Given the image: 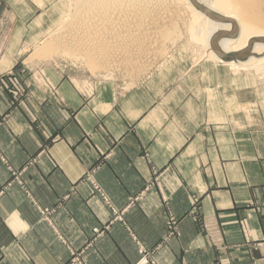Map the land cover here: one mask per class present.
I'll list each match as a JSON object with an SVG mask.
<instances>
[{
	"label": "crops",
	"instance_id": "0c3cea01",
	"mask_svg": "<svg viewBox=\"0 0 264 264\" xmlns=\"http://www.w3.org/2000/svg\"><path fill=\"white\" fill-rule=\"evenodd\" d=\"M12 68L0 62V80ZM147 85L84 95L62 82L59 107L40 92L10 104L0 90V264H68L69 250L133 264L140 246L156 264H264V181L243 169L258 158L221 126L207 133L201 101ZM168 216L177 236L166 239Z\"/></svg>",
	"mask_w": 264,
	"mask_h": 264
},
{
	"label": "rangeland",
	"instance_id": "374dc122",
	"mask_svg": "<svg viewBox=\"0 0 264 264\" xmlns=\"http://www.w3.org/2000/svg\"><path fill=\"white\" fill-rule=\"evenodd\" d=\"M55 8H58L57 0H0V62L3 65L7 62L13 64L12 71L0 80V90L4 96L6 94L10 104L22 103L29 99L31 92H40L53 106L56 104L59 107L63 105V100L57 93V85L62 82L71 84L79 94L82 92L84 95L105 83L120 91L148 84V89L157 96L175 92V100L181 93L205 104L207 133L213 127L221 126L220 132L226 139L231 135L237 140L241 154L258 158L245 164L243 169L254 172L255 183L260 179L264 181L261 178L264 177V159H261L264 158V75L246 69L230 71L227 66L211 59L204 58L199 62L198 56L201 57L203 50L189 39L190 33L186 29L176 34L172 42L163 45L160 49L162 55L154 64L144 70L139 68L135 75L123 70L92 68L89 61L72 48L53 46L49 37L60 15ZM42 50L44 55H40ZM223 61L243 62L232 56L225 57ZM5 119L6 116H3ZM0 162L5 164L2 157ZM17 179L14 176L12 181ZM154 187L160 190L158 182ZM149 189L132 198L130 204L139 202ZM101 194L100 198L107 203ZM163 201H166L165 197ZM110 213L113 222L122 221V213L111 207ZM165 223L166 239L175 234L177 236L175 218L168 216ZM93 233L96 236L102 234L99 229H94ZM140 249L147 251L151 259L155 253L140 246L133 264L139 259ZM77 254L83 257L82 252Z\"/></svg>",
	"mask_w": 264,
	"mask_h": 264
},
{
	"label": "bare ground",
	"instance_id": "6f19581e",
	"mask_svg": "<svg viewBox=\"0 0 264 264\" xmlns=\"http://www.w3.org/2000/svg\"><path fill=\"white\" fill-rule=\"evenodd\" d=\"M57 5L50 41L55 48H72L92 68L135 75L186 29L203 50L199 62L206 58L230 71L264 75V0H57ZM227 56L243 62H224Z\"/></svg>",
	"mask_w": 264,
	"mask_h": 264
},
{
	"label": "built area",
	"instance_id": "2783aa9c",
	"mask_svg": "<svg viewBox=\"0 0 264 264\" xmlns=\"http://www.w3.org/2000/svg\"><path fill=\"white\" fill-rule=\"evenodd\" d=\"M43 213L47 214V211H44ZM113 213L116 215L115 211H113ZM138 254H139V259L136 264H156L155 261L153 260V256L151 259V255L147 251L140 249L138 251ZM68 264H86V262L80 254L71 253L70 262Z\"/></svg>",
	"mask_w": 264,
	"mask_h": 264
}]
</instances>
